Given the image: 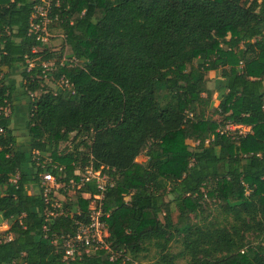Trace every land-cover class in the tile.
Returning a JSON list of instances; mask_svg holds the SVG:
<instances>
[{
  "label": "trees",
  "instance_id": "1",
  "mask_svg": "<svg viewBox=\"0 0 264 264\" xmlns=\"http://www.w3.org/2000/svg\"><path fill=\"white\" fill-rule=\"evenodd\" d=\"M38 1L0 0V217L10 236L0 264H264V0H59L57 55L29 33ZM63 55L78 61L58 71L73 87L53 92L40 63ZM12 69L35 94L29 152L11 129ZM209 71L224 84L209 89ZM215 92L219 124L205 118ZM71 134L81 141L62 153ZM90 157L114 180L103 204L112 262L105 251L63 260L61 237L87 222L81 195L93 184L59 208L41 189L48 172L66 193Z\"/></svg>",
  "mask_w": 264,
  "mask_h": 264
},
{
  "label": "built area",
  "instance_id": "2",
  "mask_svg": "<svg viewBox=\"0 0 264 264\" xmlns=\"http://www.w3.org/2000/svg\"><path fill=\"white\" fill-rule=\"evenodd\" d=\"M59 2V0H39L33 6L29 33L34 35L36 37L35 39L43 45L49 42V28L53 25H57L59 17L58 14L53 13L52 10L53 8L59 7ZM64 38L63 36V39ZM36 52L37 50L34 49L33 53ZM26 63L28 65L27 71H30L34 67V61L27 58ZM77 65L78 61L76 59H66L63 55L59 62L54 61V59L41 62V74L44 80L57 76L58 90L70 91L73 85L63 74L59 75L58 71L62 68H74ZM30 96L33 97V94H30ZM226 130L233 131L235 129H228L227 127ZM91 159L90 157L88 164L85 165L82 170L78 168L75 171L77 180L71 179L67 185L68 188L80 190L85 187L86 184L92 183L95 194H84L86 195L85 200H88L87 222H78L76 224V231L73 235L61 237V244L64 251L63 260L65 261H73L82 254L90 255L97 251L108 252L110 254L109 261L111 262L116 259V255L111 251L108 243L109 226L106 223V219L109 213L103 210L107 192L114 187V180L105 172L108 169L101 167L99 170H94L93 161ZM44 164L45 162H43V165ZM58 170L62 171L63 168L60 167ZM41 178V189L44 197H47L50 193L55 194L61 188L51 173L46 172L41 175ZM59 206V204H56L54 208H59ZM48 215L52 216L53 213L49 212Z\"/></svg>",
  "mask_w": 264,
  "mask_h": 264
},
{
  "label": "rangeland",
  "instance_id": "3",
  "mask_svg": "<svg viewBox=\"0 0 264 264\" xmlns=\"http://www.w3.org/2000/svg\"><path fill=\"white\" fill-rule=\"evenodd\" d=\"M49 37V42L46 44V48L48 49V51L55 53L56 55L65 48L64 45V39H63V33L62 31L57 27V25H53L52 27L49 28V33H48ZM55 61V60H54ZM21 72L22 69H12L8 79L5 81V84L7 85H11L15 87V91H14V97L13 100L11 102L13 107H18L19 105H17L18 103H20V106L23 104L24 107H27V103L29 106V103H31L32 99L35 98V94H33V97L30 96V94H28L24 88H22L21 84H25L24 83V79L21 77ZM186 72L190 75L191 80H195V78L197 77L198 71H197V67L196 64H193L192 67H187ZM6 73L5 69H1L0 70V78H2L3 74ZM219 74H217L215 71H209L206 74V78L208 79L209 83L207 84V87L209 89H217L219 88L221 85L224 84V81L221 80L218 77ZM45 85H47L51 91L55 92V91H60L58 90V84H57V78L56 77H52L50 79H45L44 80ZM204 97V96H203ZM217 97V92L213 93L211 100L209 101V105L207 106L206 110H205V118L209 121H212L216 124H219L223 121V117L220 116L218 114L219 111V99L216 98ZM10 108H5L3 110V112L6 115H9L10 113ZM26 108L23 109L24 114L27 115V111ZM18 114L16 113V116H12V123H11V129L14 133V135L17 137V141L19 143V145H22L23 148H28V144L30 143L29 137H28V116L26 117V115H24L23 117H18ZM228 129H239L241 128V126H234V125H227ZM226 127V128H227ZM226 130V129H225ZM239 132V134H245L249 131L248 128L243 127L239 130H237ZM74 136L75 134H71L70 136V141H68L67 143H62L60 145V150L62 151V153H70L73 151L74 146H76L81 139L80 138H76L74 140ZM187 144L189 146L190 149H193L197 143L193 142L192 140H188ZM81 148V147H80ZM36 155V154H35ZM50 159L48 158V156H45V162H49ZM146 158L144 156H139L136 159L137 163H145ZM66 190V189H65ZM64 190V191H65ZM79 190L77 189H72V188H68L67 186V191L66 193L63 192L62 190H58L55 193V197H56V202L58 204L60 203H64L65 200H67L69 197H71L72 195H75ZM84 194L81 195V197H83ZM212 208V206H211ZM173 219L174 221L178 220V216L177 213H175L173 215ZM2 222L3 220L0 217V241L3 240H8L10 238V236L5 234V231L8 229V227L6 228L5 226H2ZM6 222V221H4ZM252 239V237H251ZM180 245L178 243H175L172 245L171 247V251L172 252H177L179 250ZM140 264H146L145 259L141 260ZM176 264H186L184 260H178L176 262Z\"/></svg>",
  "mask_w": 264,
  "mask_h": 264
},
{
  "label": "crops",
  "instance_id": "4",
  "mask_svg": "<svg viewBox=\"0 0 264 264\" xmlns=\"http://www.w3.org/2000/svg\"><path fill=\"white\" fill-rule=\"evenodd\" d=\"M17 105H19L18 107L16 106V107H13V111H12V113H11V123H12V116L14 115V116H16V113L18 114L17 116L20 118V117H23L24 115H26V114H24V112H23V109L24 108H26V113H27V115H26V117L29 115V106H28V103H27V107L25 106L24 107V105L22 104L21 106H20V103H18ZM29 105H30V103H29ZM29 117V116H28ZM28 125V124H27ZM14 134V133H13ZM15 136V135H14ZM16 137V136H15ZM16 139H17V137H16ZM17 145H18V147L21 149V151L22 152H29L30 151V146H29V144H28V148H23L22 147V145H19V143H18V141H17ZM31 171H33V169H31V166H30V164L29 165H27V166H25V169H24V172H26V173H30L31 174ZM27 193L28 194H34V193H36V192H38V189L34 186V185H28L27 186ZM83 199H86V195H83V197H82ZM2 226H5L6 228L8 227V224H7V222H2Z\"/></svg>",
  "mask_w": 264,
  "mask_h": 264
}]
</instances>
